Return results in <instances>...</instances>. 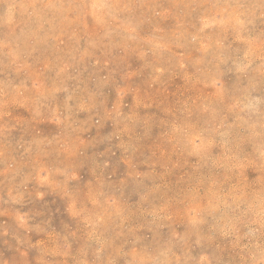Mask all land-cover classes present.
<instances>
[{"label": "rangeland", "instance_id": "374dc122", "mask_svg": "<svg viewBox=\"0 0 264 264\" xmlns=\"http://www.w3.org/2000/svg\"><path fill=\"white\" fill-rule=\"evenodd\" d=\"M0 264H264V0H0Z\"/></svg>", "mask_w": 264, "mask_h": 264}]
</instances>
